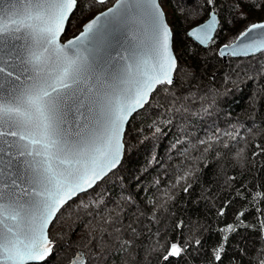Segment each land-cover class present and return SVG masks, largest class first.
I'll return each mask as SVG.
<instances>
[{
  "label": "trees",
  "instance_id": "1",
  "mask_svg": "<svg viewBox=\"0 0 264 264\" xmlns=\"http://www.w3.org/2000/svg\"><path fill=\"white\" fill-rule=\"evenodd\" d=\"M113 1L78 0L63 38ZM252 2L256 9L249 0H217L215 41L201 48L186 31L207 17L204 0H159L172 31L175 82L158 86L129 119L120 165L57 213L48 229L53 252L42 264H66L76 250L90 264H165L155 249L173 239L186 249L171 264L264 259V203L257 196L264 193V154L253 155L255 145L264 147V54L225 62L218 55L248 25L264 21V0ZM241 210L246 214L237 219ZM103 230L110 243L89 257L85 238ZM218 248L222 262L214 261Z\"/></svg>",
  "mask_w": 264,
  "mask_h": 264
},
{
  "label": "snow or ice",
  "instance_id": "2",
  "mask_svg": "<svg viewBox=\"0 0 264 264\" xmlns=\"http://www.w3.org/2000/svg\"><path fill=\"white\" fill-rule=\"evenodd\" d=\"M204 3L207 19L188 36L208 47L215 41L219 5ZM249 5L257 8L252 0ZM77 7L78 0H0V264L47 260L54 247L47 228L56 214L116 167L129 117L158 86L175 82L171 34L157 0H118L62 41ZM257 53L264 54V21L248 25L219 52ZM254 147L259 152L253 155L264 154V147ZM257 196L264 203V193ZM245 214L241 210L237 219ZM226 228L231 232L233 225ZM85 243L89 257L95 255L110 243L108 230L90 234ZM185 249L183 240L173 239L155 249L157 260L171 264ZM222 251L215 250L214 261L222 262ZM78 258L83 254L73 252L68 264Z\"/></svg>",
  "mask_w": 264,
  "mask_h": 264
},
{
  "label": "water",
  "instance_id": "3",
  "mask_svg": "<svg viewBox=\"0 0 264 264\" xmlns=\"http://www.w3.org/2000/svg\"><path fill=\"white\" fill-rule=\"evenodd\" d=\"M93 1H95V0H93ZM117 2H118V0H114L113 3H112L110 6H108L107 8H105V9L99 11L98 13H96L95 15H93L90 19H88L87 21H85V22L81 25L80 30H79V32H78L77 34H75V35H73V36H70V37H68V38H66V39H63V36H64V34H63V35L61 36V40H62V41H67V40L72 39L74 36L78 35V34L80 33V31L83 29V26H84L86 23H88L89 20H91V19H92L93 17H95L96 15H98L100 12H102V11H107L108 8L113 7ZM157 2H158V5H159L160 10H161V12H162V16H163V18L166 19V18H165V15H164V12H163V10H162L160 4H159V0H157ZM217 16H218V15H217ZM206 19H207V17H206L204 20H206ZM204 20H203V21H204ZM166 22H167V21H166ZM259 22H261V21H259ZM259 22H255V23H259ZM198 24H199V23H198ZM198 24L192 26L191 28H189V29L186 31V36L188 37V39H190V40L193 41V42H194V40L188 36V32L191 31V29H192L193 27H196ZM167 25H168V23H167ZM168 27H169L170 34H171V50H172V52L174 53L173 48H172V31H171V28H170L169 25H168ZM217 28H218V24L216 25V29H217ZM216 31H217V30H216ZM138 37H139L140 39H143V38H144V37H143V34H140V33H138ZM235 42H236V39H235L233 42L229 43V44H233V43H235ZM194 43H195L196 45H198L199 47H201V48H206L205 46L199 45V44H197L196 42H194ZM224 45H225V44H224ZM222 46H223V45H221V46L218 48V55H219V57L223 60V62H225L227 58H248V57H251V56L233 57V56H231V55L223 56V57H222V56L219 54L220 49L222 48ZM257 54H259V53H257ZM257 54H256V55H257ZM253 56H255V55H253ZM174 57H175V53H174ZM175 59H176V57H175ZM176 62H177V61H176ZM174 73H175V72H174ZM174 73H173V79L175 80ZM141 109H142V108L137 109V110H136V111H135V112L129 117V119H130V118H131L136 112L140 111ZM129 119H128V121H129ZM128 121L125 123L124 128H123V132H122V149H121V154H120L119 162H118V164L116 165V167H115V168H112L111 170H109V171L107 172V174L103 176V178L106 177L107 175H109L112 171H114V170L120 165V163H121V160H122V157H123V152H124V149H123V148H124V146H123V137H124V132H125L126 125H127ZM103 178H102V179H103ZM102 179L96 181L95 185H96L98 182H100ZM95 185H94V187H95ZM94 187H93V188H94ZM93 188H89V189H87V191H89V190H91V189H93ZM87 191H86V192H87ZM83 193H85V192H83ZM80 194H82V193H79L78 195H80ZM75 197H77V196H74L73 199H74ZM73 199H72V200H73ZM70 201H71V200H69L68 202H70ZM65 205H66V204H65ZM56 215H57V214H56ZM49 226H50V225H49ZM49 226H48V228H47V235H48V229H49ZM53 244H54V242H53ZM75 252L82 253L81 250H76ZM82 254H83V253H82ZM66 264H68V262H67ZM74 264H85V257H84V254H83V258H78V261H77V262H74Z\"/></svg>",
  "mask_w": 264,
  "mask_h": 264
},
{
  "label": "rangeland",
  "instance_id": "4",
  "mask_svg": "<svg viewBox=\"0 0 264 264\" xmlns=\"http://www.w3.org/2000/svg\"><path fill=\"white\" fill-rule=\"evenodd\" d=\"M96 3V2H95ZM82 25V23H81ZM79 27H80V24H79ZM63 39H66V38H63ZM173 42V41H172ZM173 48V47H172ZM177 61V60H176ZM174 76H175V73H174ZM123 146H124V141H123ZM124 149V148H123ZM49 237V236H48ZM50 239V238H49ZM53 242V241H52Z\"/></svg>",
  "mask_w": 264,
  "mask_h": 264
}]
</instances>
